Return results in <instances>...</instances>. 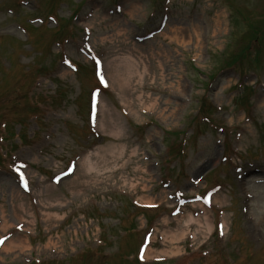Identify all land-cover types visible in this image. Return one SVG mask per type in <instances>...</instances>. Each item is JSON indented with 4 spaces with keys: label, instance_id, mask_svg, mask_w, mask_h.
I'll return each mask as SVG.
<instances>
[{
    "label": "rangeland",
    "instance_id": "374dc122",
    "mask_svg": "<svg viewBox=\"0 0 264 264\" xmlns=\"http://www.w3.org/2000/svg\"><path fill=\"white\" fill-rule=\"evenodd\" d=\"M115 2L121 12L107 14ZM161 2L0 0V243L13 240L0 247V264H264V185L253 192L246 177L234 193L224 185L225 238L188 222L199 229L194 245L172 239L188 215L171 216L167 197L190 196L187 182L205 170L219 177L234 135L217 126L247 124L238 109L249 102L232 96L264 83V0H173L165 35L138 46L134 35L152 27ZM88 32L103 59L97 68L84 57ZM256 106L237 144L244 158L264 156V104ZM246 191L255 197L244 214Z\"/></svg>",
    "mask_w": 264,
    "mask_h": 264
},
{
    "label": "bare ground",
    "instance_id": "6f19581e",
    "mask_svg": "<svg viewBox=\"0 0 264 264\" xmlns=\"http://www.w3.org/2000/svg\"><path fill=\"white\" fill-rule=\"evenodd\" d=\"M128 60H130L131 61V58H128ZM85 159H83L82 160V162L84 161ZM72 176V175H71ZM55 216V215H54ZM209 218H210V215H206V216H203V217H199V219L198 220H193V218L192 217H189L188 219H187V222H194V223H197L198 224V226L201 228L202 227V224H205V228L208 230V231H211L212 230V228H213V224L212 223H210L209 222ZM203 219H205V220H203ZM226 223V222H225ZM184 230L182 231V232H177V233H174L173 234V237H172V239H178V240H180L183 236H184ZM13 243V240L12 241H9L8 242V244H6V245H3V248H5V246L7 247V245H11ZM8 248V247H7ZM171 253H173V252H171ZM168 254H170V253H168Z\"/></svg>",
    "mask_w": 264,
    "mask_h": 264
},
{
    "label": "snow or ice",
    "instance_id": "6c2138e0",
    "mask_svg": "<svg viewBox=\"0 0 264 264\" xmlns=\"http://www.w3.org/2000/svg\"><path fill=\"white\" fill-rule=\"evenodd\" d=\"M21 179L23 180V174H21ZM26 186V185H25Z\"/></svg>",
    "mask_w": 264,
    "mask_h": 264
}]
</instances>
